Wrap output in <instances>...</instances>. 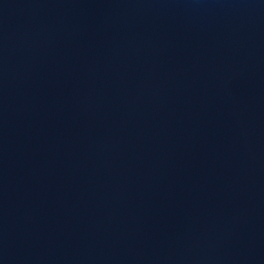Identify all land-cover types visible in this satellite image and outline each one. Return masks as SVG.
<instances>
[{"label": "water", "instance_id": "1", "mask_svg": "<svg viewBox=\"0 0 264 264\" xmlns=\"http://www.w3.org/2000/svg\"><path fill=\"white\" fill-rule=\"evenodd\" d=\"M0 264H264V0H0Z\"/></svg>", "mask_w": 264, "mask_h": 264}]
</instances>
